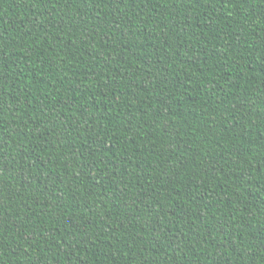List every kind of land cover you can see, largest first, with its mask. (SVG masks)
<instances>
[{
    "label": "trees",
    "instance_id": "trees-1",
    "mask_svg": "<svg viewBox=\"0 0 264 264\" xmlns=\"http://www.w3.org/2000/svg\"><path fill=\"white\" fill-rule=\"evenodd\" d=\"M0 264H264V0H0Z\"/></svg>",
    "mask_w": 264,
    "mask_h": 264
}]
</instances>
